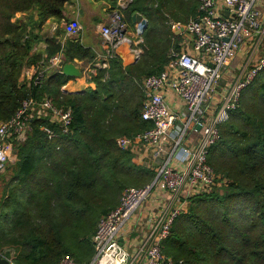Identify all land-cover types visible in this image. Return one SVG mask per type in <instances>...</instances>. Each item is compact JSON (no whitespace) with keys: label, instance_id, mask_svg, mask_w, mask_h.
Here are the masks:
<instances>
[{"label":"trees","instance_id":"obj_1","mask_svg":"<svg viewBox=\"0 0 264 264\" xmlns=\"http://www.w3.org/2000/svg\"><path fill=\"white\" fill-rule=\"evenodd\" d=\"M68 1L0 0V122L29 97L51 96L73 110L70 132L54 139L41 130L44 119H33L18 159L7 167L9 177L0 175V253L15 264H58L64 254L80 260V248L94 252L90 237L123 189L153 182L157 171L116 140L151 126L142 117L137 80L160 72L172 46L180 49L181 34L169 21L186 23L199 7V0H131L130 20L136 12L148 20L139 59L124 65L111 58L92 74L95 87L69 92L62 86L73 77L57 69L38 84L35 76L22 78L26 67L47 65L61 50L56 36L46 39L45 50L36 46L49 19L66 17ZM64 53L68 61L95 58L78 38L69 39ZM209 163L227 183L189 197L164 252L175 264H264V68L221 125Z\"/></svg>","mask_w":264,"mask_h":264},{"label":"built area","instance_id":"obj_2","mask_svg":"<svg viewBox=\"0 0 264 264\" xmlns=\"http://www.w3.org/2000/svg\"><path fill=\"white\" fill-rule=\"evenodd\" d=\"M137 23L141 26L138 44L145 27ZM171 28L191 36L192 52L171 47L160 72L137 80L144 93L142 117L151 126L132 135H120L116 140L121 149H130L137 143L150 148L154 158L161 159L157 175L145 186L125 187L118 205L100 217L92 236L95 255L90 262L64 254L58 264H175L164 252L163 243L170 236L175 219L187 210L189 197L228 181L209 163V155L221 138V125L240 106L243 90L264 68L263 52L253 61L250 57L242 61L238 74L225 76L232 60L246 45L257 49L264 40L260 0H199L197 15L186 23L171 21ZM81 29L78 21H71L66 37H76ZM127 29L124 14L118 8L100 26L109 57H116L121 45L131 42ZM141 52L139 49L136 54ZM62 60L68 61L64 46L47 58V65H32L34 72L29 80L35 76L36 84L41 83L48 70L57 69ZM33 119H44L41 130L54 139L70 132L73 110L57 105L51 96L25 99L12 117L0 122V175L18 156L17 148L27 139ZM192 132L197 136L191 145H186ZM156 187L167 192L169 201L150 217L135 245L128 247L122 240L124 230Z\"/></svg>","mask_w":264,"mask_h":264},{"label":"crops","instance_id":"obj_3","mask_svg":"<svg viewBox=\"0 0 264 264\" xmlns=\"http://www.w3.org/2000/svg\"><path fill=\"white\" fill-rule=\"evenodd\" d=\"M128 2L129 0H69L66 4V17L64 19H49L46 22L42 29L44 38L37 44L36 49L45 50L47 46L46 39L56 36L63 46L68 43L69 39L78 38L84 46L91 48L95 53V58L92 61L88 59L73 60L83 68L84 74L81 77H73L70 79L65 85L62 86L64 90L69 92H80L84 91L87 87H95V83L91 81V77L93 73H96V67H108L109 60L114 58L107 55V45L101 36L100 26L109 20L110 13L114 9L118 8L121 11L124 8L127 9L126 4L129 5L131 1L129 3ZM260 7L264 12V0H260ZM127 12L128 11L126 10L124 17L128 24L127 34L131 39V42L128 41L127 43L121 45L116 56L122 59L124 65L135 63L139 59L138 55L136 54L137 50L141 49L139 46L140 44H137V39L140 38L139 23L135 21L129 22ZM74 20L81 24L82 29L76 37H66V27L68 23ZM135 29L137 31L136 33ZM175 34L178 35L179 33L175 32ZM186 35L188 38L184 37V39L181 41L180 48L192 52L190 44L191 36L187 33ZM173 40L176 41V39ZM261 46L264 49V40L260 47ZM252 47L253 45H246L245 49H243V52L232 60L231 64L228 66V71L225 75L226 77L229 78L232 75L238 74L241 69L242 61H246V59L249 57L251 58V61H253L263 52L258 48L254 49L253 47L252 49ZM33 72V66L26 67L22 78L29 79ZM171 98L174 99V101L178 100L175 96H171ZM196 136V133L192 132L189 136V141H186L185 144L191 145ZM130 150L133 152L136 160L139 163L157 171L158 166L161 163V159L154 158L150 148L146 147L143 143H137L131 146ZM168 201L167 192L164 189L156 187L152 190L149 198L138 211L136 217L132 219L130 224L124 230L122 240L125 241V244L128 247L135 245L134 241H136V237L142 233L143 230L147 229L150 217L155 215L160 210L162 205L167 204Z\"/></svg>","mask_w":264,"mask_h":264},{"label":"water","instance_id":"obj_4","mask_svg":"<svg viewBox=\"0 0 264 264\" xmlns=\"http://www.w3.org/2000/svg\"><path fill=\"white\" fill-rule=\"evenodd\" d=\"M226 16L229 15L228 11H225ZM133 21L140 22L144 25V27L147 25L148 20L147 18L141 14L140 12H136L133 14ZM181 29H185V24H182ZM176 33H179V31H176ZM58 71L63 72L67 76L71 77H81L83 76V68L79 66L75 61H65L62 60L58 67ZM0 264H12V260L0 253Z\"/></svg>","mask_w":264,"mask_h":264},{"label":"rangeland","instance_id":"obj_5","mask_svg":"<svg viewBox=\"0 0 264 264\" xmlns=\"http://www.w3.org/2000/svg\"><path fill=\"white\" fill-rule=\"evenodd\" d=\"M126 6H128V4H126ZM124 9H126V8H124ZM124 9H122V13L125 15V11L126 10H124ZM18 17H21V18H23L24 16H23V14H19L18 15ZM127 17H128V21L130 22L131 20H130V18H129V15H128V12H127ZM171 21H174V20H170L169 21V24H170V26H171ZM141 27V26H140ZM143 31H144V29H142V35H141V37H142V41H140L141 43L144 41V38H143ZM137 31H136V29H135V33H136ZM139 37H140V35H139ZM184 37H187V35H186V33H184V35L183 34H181V39H180V41H182L183 39H184ZM188 38V37H187ZM141 39V38H140ZM173 39H176V37H174ZM138 40V39H137ZM140 44V43H139ZM263 46V45H262ZM262 46L260 47H258V49H260L261 51H264V49L262 48ZM141 50H142V48H141ZM142 53V52H141ZM141 53H140V55H141ZM140 55L138 56V57H140ZM239 73V72H238ZM46 75H48V72L46 73ZM78 89V88H77ZM73 92H76V91H73ZM18 159V156L16 157V159L13 161V162H11L10 164H12V163H14L16 160ZM9 164V165H10ZM9 169L7 168L6 169V171L4 172V173H2L1 175H3V174H5V176L6 177H9V171H8ZM90 239H91V241H92V237H90ZM93 243V242H92ZM78 253V255L80 256V260H81V262H90L92 259H93V257H94V255H95V252H93V249L91 248V247H84V248H80L79 249V252H77ZM4 255V254H3ZM77 255V256H78ZM5 256V255H4ZM75 258V257H74ZM12 260V259H11ZM79 260V261H80Z\"/></svg>","mask_w":264,"mask_h":264}]
</instances>
